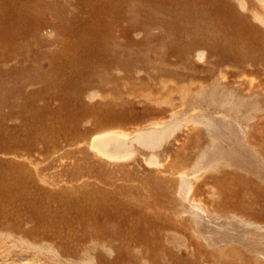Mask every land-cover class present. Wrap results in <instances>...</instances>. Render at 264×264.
I'll return each mask as SVG.
<instances>
[{"label": "rangeland", "instance_id": "374dc122", "mask_svg": "<svg viewBox=\"0 0 264 264\" xmlns=\"http://www.w3.org/2000/svg\"><path fill=\"white\" fill-rule=\"evenodd\" d=\"M0 264H264V0H0Z\"/></svg>", "mask_w": 264, "mask_h": 264}, {"label": "bare ground", "instance_id": "6f19581e", "mask_svg": "<svg viewBox=\"0 0 264 264\" xmlns=\"http://www.w3.org/2000/svg\"><path fill=\"white\" fill-rule=\"evenodd\" d=\"M154 132H152V133H143V132H141V134H139L138 136H139V138H138V140H139V142H141V143H143V141L145 140V139H149V138H154V135H152ZM119 135H114V134H112V135H109V134H107V135H103V136H99V137H97L96 138V142H97V145L100 147V148H106V146H108L109 144H111V143H114V140H119V139H121L120 138V136L118 137ZM163 139V137L161 136V137H159L158 138V140L159 141H161ZM124 147H125V145H124ZM121 148V147H120ZM117 157H120V156H117ZM198 210V209H197ZM236 238V241L237 240H242V241H244V243L246 244V242H248L249 241V239L247 240L246 238H244L243 239V237L241 238V236H236V237H233L232 239H235ZM257 240V239H256ZM259 241V240H258ZM228 249V251H230V253H238V251L237 250H232L231 249V247H229V248H227ZM244 253V252H243Z\"/></svg>", "mask_w": 264, "mask_h": 264}]
</instances>
